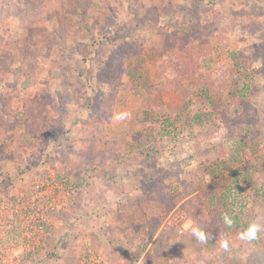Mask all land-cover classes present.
Wrapping results in <instances>:
<instances>
[{
    "label": "rangeland",
    "instance_id": "374dc122",
    "mask_svg": "<svg viewBox=\"0 0 264 264\" xmlns=\"http://www.w3.org/2000/svg\"><path fill=\"white\" fill-rule=\"evenodd\" d=\"M254 221L264 0H0V264H264Z\"/></svg>",
    "mask_w": 264,
    "mask_h": 264
},
{
    "label": "clouds",
    "instance_id": "9594fccd",
    "mask_svg": "<svg viewBox=\"0 0 264 264\" xmlns=\"http://www.w3.org/2000/svg\"><path fill=\"white\" fill-rule=\"evenodd\" d=\"M129 115H130V113H128V112H120V113L115 115L114 119L117 121H122V120L127 119L129 117ZM225 222L229 225L232 223L231 219L228 217H225ZM262 230H264V225L254 221V222L250 223L249 226L247 227V229L240 234V239L245 240V241L255 240V239H257L258 233L261 232ZM193 235L201 243L206 242L207 237H206L205 233L203 231H201L200 229L194 228L193 229ZM221 247H223L225 250H227L229 247L228 242L226 240L223 241L221 243Z\"/></svg>",
    "mask_w": 264,
    "mask_h": 264
},
{
    "label": "built area",
    "instance_id": "2783aa9c",
    "mask_svg": "<svg viewBox=\"0 0 264 264\" xmlns=\"http://www.w3.org/2000/svg\"><path fill=\"white\" fill-rule=\"evenodd\" d=\"M184 216H185V212L182 209H179L178 211L174 212L173 214L174 223L175 224L181 223V221H183ZM179 232L182 233L183 229L180 228Z\"/></svg>",
    "mask_w": 264,
    "mask_h": 264
},
{
    "label": "trees",
    "instance_id": "16d2710c",
    "mask_svg": "<svg viewBox=\"0 0 264 264\" xmlns=\"http://www.w3.org/2000/svg\"><path fill=\"white\" fill-rule=\"evenodd\" d=\"M235 57H236V54L234 55ZM236 221V220H235ZM239 222L237 221V224H238Z\"/></svg>",
    "mask_w": 264,
    "mask_h": 264
},
{
    "label": "crops",
    "instance_id": "0c3cea01",
    "mask_svg": "<svg viewBox=\"0 0 264 264\" xmlns=\"http://www.w3.org/2000/svg\"><path fill=\"white\" fill-rule=\"evenodd\" d=\"M102 210V209H101ZM104 212V211H103Z\"/></svg>",
    "mask_w": 264,
    "mask_h": 264
}]
</instances>
